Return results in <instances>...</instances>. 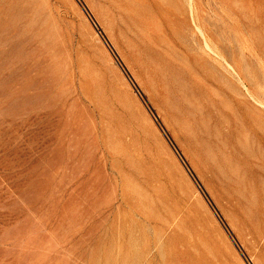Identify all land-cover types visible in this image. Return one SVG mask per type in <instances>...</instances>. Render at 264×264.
Returning <instances> with one entry per match:
<instances>
[{
	"label": "rangeland",
	"instance_id": "1",
	"mask_svg": "<svg viewBox=\"0 0 264 264\" xmlns=\"http://www.w3.org/2000/svg\"><path fill=\"white\" fill-rule=\"evenodd\" d=\"M0 264H264V0H0Z\"/></svg>",
	"mask_w": 264,
	"mask_h": 264
},
{
	"label": "bare ground",
	"instance_id": "2",
	"mask_svg": "<svg viewBox=\"0 0 264 264\" xmlns=\"http://www.w3.org/2000/svg\"><path fill=\"white\" fill-rule=\"evenodd\" d=\"M127 5H128V4H127ZM132 5H133V4H132ZM133 6H134V5H133ZM133 6H132V7H133ZM136 15H137V14H136ZM133 16H134V15H133ZM101 17H102V16H101ZM135 18H136V17H135ZM138 18H139V17H138ZM190 106H191V105H190ZM255 186H256V185H255ZM257 191H258V190H257ZM260 192H261V191H260ZM260 192H259V193H260ZM260 196H261V195H260Z\"/></svg>",
	"mask_w": 264,
	"mask_h": 264
}]
</instances>
